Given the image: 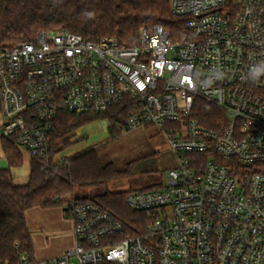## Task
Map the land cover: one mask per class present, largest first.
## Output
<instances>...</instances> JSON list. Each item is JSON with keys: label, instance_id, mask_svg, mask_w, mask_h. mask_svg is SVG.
I'll use <instances>...</instances> for the list:
<instances>
[{"label": "built area", "instance_id": "built-area-1", "mask_svg": "<svg viewBox=\"0 0 264 264\" xmlns=\"http://www.w3.org/2000/svg\"><path fill=\"white\" fill-rule=\"evenodd\" d=\"M171 11L187 28L175 39L151 24L132 47L66 31L0 47L3 137L31 158L48 159L58 111L127 103L121 129L155 127L176 159L161 189L126 197L150 212L143 233L70 196L76 245L36 264H264V0H171ZM198 100L225 112L219 129L194 118Z\"/></svg>", "mask_w": 264, "mask_h": 264}, {"label": "trees", "instance_id": "trees-1", "mask_svg": "<svg viewBox=\"0 0 264 264\" xmlns=\"http://www.w3.org/2000/svg\"><path fill=\"white\" fill-rule=\"evenodd\" d=\"M151 24L161 25L173 39L187 33L185 20L171 11V0H0V47L32 41L41 32L58 31L75 33L91 42L111 37L120 46L132 47L139 43L140 29ZM129 112L127 103L95 115L58 111L49 137L48 159L32 158L29 182L24 186L16 185L11 175L13 168L22 165L23 157L14 142L3 137L9 168L0 171V264H25L23 257L27 264L37 263L26 220L28 211L61 208L65 197L76 198V189L104 188L132 177V164L123 168L104 164L95 149L60 157L71 146L75 133L96 120H108L109 139L117 141L127 130L121 127L126 125ZM225 116L214 104L196 103L194 118L207 128L219 129L221 122H226ZM159 189L161 186L155 185L141 191ZM131 192H106L88 200L112 212L136 236L146 230L150 212L126 206Z\"/></svg>", "mask_w": 264, "mask_h": 264}, {"label": "rangeland", "instance_id": "rangeland-1", "mask_svg": "<svg viewBox=\"0 0 264 264\" xmlns=\"http://www.w3.org/2000/svg\"><path fill=\"white\" fill-rule=\"evenodd\" d=\"M103 125L104 120H96L80 129V133L76 132L71 138V146L63 151L60 157H69L89 149L100 150L104 164H114L121 168L132 164L133 175L127 179L114 181L104 188L76 189L74 193L76 198L95 199L106 192H124L131 188L136 192L161 182L165 183L169 161L159 163L158 160L171 151L163 133L155 127L148 130L125 131L118 141L112 142ZM61 208L64 209V206ZM64 216L66 219V215ZM66 221H69L68 218ZM63 235L62 233L53 235L50 237L51 243L58 244Z\"/></svg>", "mask_w": 264, "mask_h": 264}, {"label": "crops", "instance_id": "crops-1", "mask_svg": "<svg viewBox=\"0 0 264 264\" xmlns=\"http://www.w3.org/2000/svg\"><path fill=\"white\" fill-rule=\"evenodd\" d=\"M2 125H3V118L1 115V104H0V171L7 170L9 168V163L7 161L3 149ZM103 126L105 128V133L109 134L108 129L110 126V122L108 120H104ZM143 130H148V129H143ZM125 131L128 132L130 130L128 131L123 130V132ZM112 142H116V141H112ZM19 151L23 157L22 165L18 168H13L11 170V175L16 185L24 186L29 182V178L31 174L32 158L24 151L20 149ZM97 152L98 155L102 157L100 150L99 151L97 150ZM166 161H169L168 162L169 167L167 170L176 167V159L172 152H170L164 157H161L158 160L159 163H163ZM117 167L121 168V166H117ZM130 190H133V188L129 189L128 191ZM82 199H90V198H82ZM64 215L65 212L63 208H55L50 210L35 208L26 213L27 225L31 233L32 241L35 248L36 261L38 263L58 259L62 257L67 251L75 247L76 238L74 234V223L70 219H68L69 221H66L67 218L65 219ZM58 233L64 234L60 238L61 242H59L58 244L55 242L51 243L50 237Z\"/></svg>", "mask_w": 264, "mask_h": 264}]
</instances>
